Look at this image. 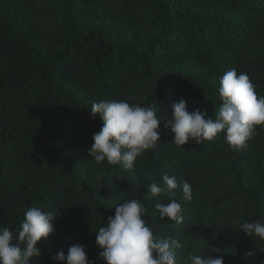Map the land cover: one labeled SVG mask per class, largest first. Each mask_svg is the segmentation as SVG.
Returning <instances> with one entry per match:
<instances>
[{
    "label": "trees",
    "instance_id": "16d2710c",
    "mask_svg": "<svg viewBox=\"0 0 264 264\" xmlns=\"http://www.w3.org/2000/svg\"><path fill=\"white\" fill-rule=\"evenodd\" d=\"M232 68L264 96V0H0V227L15 232L33 206L57 209L32 264H57L73 244L104 264L95 233L117 204L140 199L154 233L182 244L177 264L189 253L264 264V240L239 229L264 222V126L240 150L223 132L180 147L164 127L181 99L214 118ZM111 100L156 104L161 119L130 170L88 156L103 123L91 106ZM164 174L187 180L192 199L180 188L154 198L147 185ZM171 199L183 223L159 218L156 204Z\"/></svg>",
    "mask_w": 264,
    "mask_h": 264
},
{
    "label": "clouds",
    "instance_id": "9594fccd",
    "mask_svg": "<svg viewBox=\"0 0 264 264\" xmlns=\"http://www.w3.org/2000/svg\"><path fill=\"white\" fill-rule=\"evenodd\" d=\"M217 91L221 103L214 118H206L201 110L188 112L183 99L171 106V118H166L164 127L170 129L174 144L182 147L191 139L201 145L223 132L229 148L240 150L253 138L256 127L264 126V96L257 95L246 73L238 74L235 68L226 71L219 79ZM157 113L156 104L142 107L125 100L93 103L90 114L93 117L98 114L103 123L92 136L88 156L96 163L106 161L109 165L133 169L136 159L153 149L159 140L157 129L161 119ZM161 179L163 186L156 182L147 185V191L154 198L180 188L185 201L192 199V187L187 180L178 184L177 178L168 174ZM155 207L161 220L168 218L171 222L183 223V207L176 199ZM146 212L140 199L115 206L114 215L106 220L107 225L95 233V244L100 249L98 258L104 264H177L175 249L182 244L178 239L156 235L154 226H149L143 218ZM57 214V209L53 212L33 206L24 213L15 232L0 227V264H32L33 258L41 255L38 241L54 233ZM239 229L247 236L264 240V222H243ZM51 259L57 264H90L80 244L71 245L66 254L56 252ZM182 264H224V258L222 254L212 258L189 253Z\"/></svg>",
    "mask_w": 264,
    "mask_h": 264
}]
</instances>
